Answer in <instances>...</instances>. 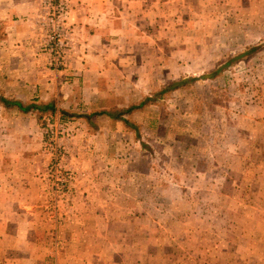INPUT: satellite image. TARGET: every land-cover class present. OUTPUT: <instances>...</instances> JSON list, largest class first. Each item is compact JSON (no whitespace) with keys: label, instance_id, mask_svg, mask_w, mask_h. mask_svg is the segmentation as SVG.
<instances>
[{"label":"rangeland","instance_id":"obj_1","mask_svg":"<svg viewBox=\"0 0 264 264\" xmlns=\"http://www.w3.org/2000/svg\"><path fill=\"white\" fill-rule=\"evenodd\" d=\"M101 3L100 59L74 0L63 65L40 47L100 70L79 102L0 103V264H264V0Z\"/></svg>","mask_w":264,"mask_h":264},{"label":"crops","instance_id":"obj_2","mask_svg":"<svg viewBox=\"0 0 264 264\" xmlns=\"http://www.w3.org/2000/svg\"><path fill=\"white\" fill-rule=\"evenodd\" d=\"M104 4L101 0H74L68 19L72 46L67 56L71 62L76 51L84 53L86 50L85 56L88 58L94 52L98 54L96 58H101L98 47L100 42L108 40L107 30L104 28L106 25H100L103 20L101 15L103 11L108 16L114 12L112 7L105 11ZM108 4L110 6V2ZM43 18L39 0H0V59L11 61V67H3V74L11 80L3 87L4 97L12 96L14 100L25 99L30 103H48L54 100L59 106L62 98L68 95L71 101L77 99L79 102L80 92L87 93L88 86L94 83L88 78L91 74L98 76L100 70L91 67L90 61H87L79 67L70 63L66 70L56 74L49 71L45 67V55L40 51L45 39ZM68 74L77 77L66 80ZM120 232L122 231H106L105 234L113 233L118 236ZM120 237L123 239L122 235ZM126 246L130 249L131 243ZM119 252L124 255L123 251ZM122 256L116 255L114 264H124L123 260H119Z\"/></svg>","mask_w":264,"mask_h":264},{"label":"built area","instance_id":"obj_3","mask_svg":"<svg viewBox=\"0 0 264 264\" xmlns=\"http://www.w3.org/2000/svg\"><path fill=\"white\" fill-rule=\"evenodd\" d=\"M69 2L70 0H40L41 5L46 9L44 48L48 55L50 67L54 70L63 65Z\"/></svg>","mask_w":264,"mask_h":264},{"label":"trees","instance_id":"obj_4","mask_svg":"<svg viewBox=\"0 0 264 264\" xmlns=\"http://www.w3.org/2000/svg\"><path fill=\"white\" fill-rule=\"evenodd\" d=\"M145 101H142L141 103H139L138 107L142 106ZM0 103L5 107L15 106L16 108H18L20 111L24 113H27V112L36 113L38 120L41 119L43 114H47V113L53 114L56 111V108L52 102H48V103H32L31 102L27 105H24L20 101H17V100L9 101L5 97L0 96ZM132 108H135V107H131L129 110H131ZM99 114H103V113H99ZM61 115L66 117L68 116V113L61 112Z\"/></svg>","mask_w":264,"mask_h":264},{"label":"water","instance_id":"obj_5","mask_svg":"<svg viewBox=\"0 0 264 264\" xmlns=\"http://www.w3.org/2000/svg\"><path fill=\"white\" fill-rule=\"evenodd\" d=\"M211 77V75H202V78L204 79H209Z\"/></svg>","mask_w":264,"mask_h":264}]
</instances>
